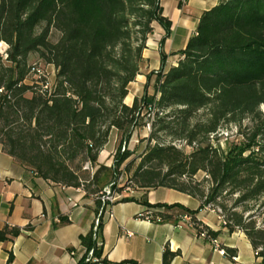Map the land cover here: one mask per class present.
Instances as JSON below:
<instances>
[{
    "label": "trees",
    "instance_id": "obj_1",
    "mask_svg": "<svg viewBox=\"0 0 264 264\" xmlns=\"http://www.w3.org/2000/svg\"><path fill=\"white\" fill-rule=\"evenodd\" d=\"M153 23L164 30L160 66L145 74L142 96L127 104ZM170 26L160 0H0V43L7 44L6 55L0 53V143L37 175L97 193L100 169H108L98 155L115 128L112 170L122 166L117 173L139 189L167 187L198 198L199 208L216 204L224 226L241 229L264 264V227L256 226L250 212L264 206V0H220L202 11L185 46L171 52L176 61L165 66L162 47ZM53 28L59 31L56 41L49 39ZM33 52L55 68L49 92L29 73ZM245 118L250 125L242 128ZM231 124L237 126L236 140L225 148L214 145L211 136ZM146 125L143 150L128 159L133 150L126 143ZM77 158L97 166L93 188L71 167ZM110 183L115 191V181ZM149 206L152 220L189 214L200 233L199 208L177 202ZM100 227L101 222L97 235ZM19 232L5 224L0 240ZM79 239L85 251L77 264L130 263L103 255L92 228ZM91 248L96 260H86ZM173 254L165 249L163 263Z\"/></svg>",
    "mask_w": 264,
    "mask_h": 264
},
{
    "label": "crops",
    "instance_id": "obj_2",
    "mask_svg": "<svg viewBox=\"0 0 264 264\" xmlns=\"http://www.w3.org/2000/svg\"><path fill=\"white\" fill-rule=\"evenodd\" d=\"M219 1L160 0L163 14L171 20L169 35L162 47L167 54L165 64L171 56H178L171 52L185 46L202 11ZM159 31L164 32L161 27ZM146 57L143 52V59ZM159 66L158 47L155 65L151 68ZM146 73L140 71L134 81L144 83ZM105 149L103 147L100 154L107 153ZM109 183H101L99 191ZM98 192H87L82 185H64L43 178L8 154L0 143V228L5 224L20 228L19 234L12 239L0 240V264H74L73 259L84 250L80 234L93 229L99 209ZM115 193L117 199L109 212L102 213L101 227L96 234V244L112 262L129 260L130 264H164L162 254L167 248L174 253L167 264L260 262L245 233L239 228L229 231L214 208H199L200 200L196 197L167 187L123 189ZM123 197L132 199L123 200ZM174 202L189 209L199 208L196 219L216 232L214 237L224 253L215 249L208 238L197 236L196 228L184 219L155 221L143 215L149 204Z\"/></svg>",
    "mask_w": 264,
    "mask_h": 264
},
{
    "label": "rangeland",
    "instance_id": "obj_3",
    "mask_svg": "<svg viewBox=\"0 0 264 264\" xmlns=\"http://www.w3.org/2000/svg\"><path fill=\"white\" fill-rule=\"evenodd\" d=\"M154 29L152 34L148 37V44H147V49L144 52V54H147V57L143 59V61L140 64V71L142 73L149 72L148 70H155L151 68L152 66L155 65V57H156V52L158 48V41L162 35V32H160V27L158 26L157 23H153ZM59 37V31L55 28L51 29L50 34H49V39L51 41H56ZM177 56H171L168 61L166 62L165 65L170 64L172 61H176ZM29 62L30 63H37L40 64L41 67L44 68V70L49 73L50 78L55 81V68L51 64H47L44 62V60L38 55L37 52H33L29 56ZM151 68V69H150ZM143 78V77H139ZM144 83H141L140 81H134L132 84L129 85L128 87V96L124 99L125 102L130 103L131 97L134 95H137L138 97L142 96L144 92L143 88ZM147 91L149 94H152L153 88L151 84L148 86ZM261 109H264V105L260 106ZM145 120L148 121V116L145 117ZM250 125V120L248 118H245L242 122V128L245 126ZM116 132V134H115ZM149 133V126L146 125L142 128H140L139 131L134 130L129 141L126 143L127 147L131 150H133L132 155L128 158H132L140 154V152L143 150L145 146V138ZM236 133H237V126L234 124H231L228 126V128L222 127L220 128V131L218 134L211 136V142L215 145L217 142L220 143V145L225 148V146L230 143L231 141L236 140ZM119 142V133L118 131H115L113 129L112 133L110 134L108 138V142L104 146L105 151L98 155V163L103 164L107 166L108 169H100L99 172V183H103L106 181L112 182L115 181L116 183V188L115 191L119 192L120 190H133L136 189L134 186L133 182L128 180V177L125 176L123 173H117L119 172L117 169L116 171L112 170V161H113V156L116 151L117 145ZM181 145H184L182 142ZM185 150H190V146H185ZM103 154H106L103 155ZM105 156V157H104ZM127 159V160H128ZM72 168L76 169L80 175L81 181H83L85 184H91L90 188H93L94 184L91 183V175L97 168V166H90L87 162L81 161L79 158L75 159L73 163L70 164ZM80 166V169L78 167ZM199 177L204 176V172H199L198 174ZM90 181V182H88ZM207 184V182H206ZM120 189V190H119ZM232 200L230 198H227L225 200V203L230 205ZM209 207L214 208L217 212L223 213V211L216 205V204H210ZM252 214H255L254 220L256 226H261L264 227V206L258 204L254 205L253 210L250 211ZM247 214V213H246ZM223 217V216H222Z\"/></svg>",
    "mask_w": 264,
    "mask_h": 264
},
{
    "label": "built area",
    "instance_id": "obj_4",
    "mask_svg": "<svg viewBox=\"0 0 264 264\" xmlns=\"http://www.w3.org/2000/svg\"><path fill=\"white\" fill-rule=\"evenodd\" d=\"M3 43V46L1 47V44ZM7 44L5 42H1L0 43V53L5 56V50H6ZM29 73L31 74V76L36 80V82H38L41 87L43 89H45L47 92H49L53 86H54V81L50 78L49 73H47L43 67H41L40 64L37 63H32L29 69ZM112 183H109L107 186H105L101 191L98 192V199L101 202V205L98 209V212L96 214V217L94 219L93 222V237L96 239V232H97V226L98 224L101 222V215L103 212H109V207L111 206V204L117 199V195L115 193V191L112 189ZM208 207V205H207ZM158 210H163L162 207H159ZM151 212L152 210L149 209L148 211H146L143 215L145 217L151 218ZM223 224H224V219L221 215L218 216ZM181 219H184L186 221H188L191 225H193L194 227L196 226V223L192 221L191 217L189 214H183L180 216ZM153 220L155 221H160V216H156ZM200 229V233L197 234V236H201V237H205L208 238V240L211 242V244L213 245V247L217 250H219L220 252L224 253V249L220 246V243L218 241V239L216 237L210 236L207 233V230L205 229V227H203L202 224L197 225ZM130 233V232H128ZM97 240V239H96ZM97 243V242H96ZM85 251V249L83 250V252ZM96 260L97 258L95 256H93V249H89L87 251V257L86 260ZM73 263L77 264V258L73 259ZM126 264H130V263H126Z\"/></svg>",
    "mask_w": 264,
    "mask_h": 264
}]
</instances>
